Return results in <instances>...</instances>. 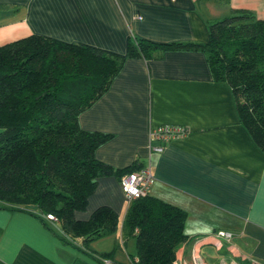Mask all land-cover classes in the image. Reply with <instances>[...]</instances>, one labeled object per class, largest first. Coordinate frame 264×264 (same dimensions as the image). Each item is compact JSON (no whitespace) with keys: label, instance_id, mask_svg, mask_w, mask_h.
<instances>
[{"label":"crops","instance_id":"1","mask_svg":"<svg viewBox=\"0 0 264 264\" xmlns=\"http://www.w3.org/2000/svg\"><path fill=\"white\" fill-rule=\"evenodd\" d=\"M235 10L263 19L264 0H0V46L35 35L124 55L132 38L204 43L208 22ZM77 123L111 135L95 150L97 161L115 169L149 163L146 195L185 214L186 241L172 264H264V155L239 125L229 87L212 80L202 52L126 59ZM163 125L187 133L154 152L158 142L149 131ZM102 206L117 215L118 229L87 245L63 235L57 223L41 222L33 206L0 208V264H99L104 253L111 264H132L134 246L121 228L127 205L114 177L98 179L73 218L87 220Z\"/></svg>","mask_w":264,"mask_h":264},{"label":"trees","instance_id":"2","mask_svg":"<svg viewBox=\"0 0 264 264\" xmlns=\"http://www.w3.org/2000/svg\"><path fill=\"white\" fill-rule=\"evenodd\" d=\"M168 51L204 54L212 80L229 87L239 125L264 155V18L235 10L208 22L204 43L132 38L124 55L31 35L0 46V208L33 206L41 222L53 215L63 235L84 245L114 234L119 222L108 207L84 221L73 214L85 210L98 179L119 180L143 166L97 161L95 150L111 135L80 129L77 117L107 91L126 59ZM184 221L181 210L157 199L132 200L121 222L134 242L132 264H172L186 241Z\"/></svg>","mask_w":264,"mask_h":264},{"label":"built area","instance_id":"3","mask_svg":"<svg viewBox=\"0 0 264 264\" xmlns=\"http://www.w3.org/2000/svg\"><path fill=\"white\" fill-rule=\"evenodd\" d=\"M186 133L187 129L180 126L163 125L154 127L149 131V140L158 142V145L156 147H151V150L154 152H160L161 144L167 143L171 140L180 139L184 137ZM152 182L153 176L149 163L135 172L120 177L118 183L126 205L134 199L144 197L147 194V190ZM43 218L52 223L57 222L56 218L51 214H45ZM215 236L225 240L230 238V234L224 231H217ZM99 264H111V262L108 259H100ZM224 264L236 263L231 261Z\"/></svg>","mask_w":264,"mask_h":264},{"label":"rangeland","instance_id":"4","mask_svg":"<svg viewBox=\"0 0 264 264\" xmlns=\"http://www.w3.org/2000/svg\"><path fill=\"white\" fill-rule=\"evenodd\" d=\"M119 233V231H117V234ZM118 236V235H117ZM131 244H133V246H134V242H133V239H131V238H129V240H128Z\"/></svg>","mask_w":264,"mask_h":264}]
</instances>
